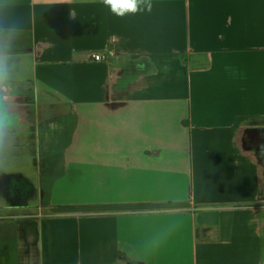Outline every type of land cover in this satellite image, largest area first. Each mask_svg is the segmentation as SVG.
Returning a JSON list of instances; mask_svg holds the SVG:
<instances>
[{"label": "crops", "instance_id": "obj_1", "mask_svg": "<svg viewBox=\"0 0 264 264\" xmlns=\"http://www.w3.org/2000/svg\"><path fill=\"white\" fill-rule=\"evenodd\" d=\"M90 4L0 0V172L36 176L38 132L42 212L59 236L49 264H105L118 249L264 264V173L248 144L264 131V0H145L123 17ZM70 202L97 212L57 209Z\"/></svg>", "mask_w": 264, "mask_h": 264}, {"label": "flooded vegetation", "instance_id": "obj_2", "mask_svg": "<svg viewBox=\"0 0 264 264\" xmlns=\"http://www.w3.org/2000/svg\"><path fill=\"white\" fill-rule=\"evenodd\" d=\"M46 96L40 98L45 99ZM38 106V105H37ZM256 133L249 137V146L256 153L261 161L262 173H264V131L256 129ZM35 134H40L35 132ZM35 134L32 140L36 141L33 146L35 163L32 170L36 174L35 177H23L21 174L12 178L6 172H0V229L5 224H12L29 227L28 240L29 244L21 246L18 264H49L51 257L54 254L53 247L59 239L58 233L51 231L49 221L50 216L43 213L42 210L47 206L44 187L38 177L40 167L38 163L45 158L49 153L45 152L40 146V140ZM41 137V136H40ZM41 139V138H40ZM28 178V179H26ZM19 194H25V201H18ZM10 195V196H9ZM13 198H10L12 197ZM24 204L20 208H7L9 204ZM7 218H18L16 220H6ZM28 218V219H22ZM54 231V230H53ZM20 232V231H19ZM3 250V247H0ZM138 256H132L126 253L125 250L118 249L112 256L105 260V264H150L149 262H140Z\"/></svg>", "mask_w": 264, "mask_h": 264}, {"label": "water", "instance_id": "obj_3", "mask_svg": "<svg viewBox=\"0 0 264 264\" xmlns=\"http://www.w3.org/2000/svg\"><path fill=\"white\" fill-rule=\"evenodd\" d=\"M101 1L103 0H91V4L90 6H98L99 8L101 7ZM72 9L70 10V14L72 16ZM96 21H94L93 23H90V25H88V33L91 35V37L95 40V41H102L103 38L107 35V25H106V21L104 16L99 13L96 15L95 18ZM169 59H173L172 61L178 65H180L181 67L185 68L186 67V54L185 53H180L179 50L177 49H173L172 53L169 56ZM170 61V62H172ZM143 66V64L141 62L138 61H133V62H129L128 64V75L132 76V75H137L138 71H141V67ZM145 67H147V69L149 71H151V69H153V66L151 65V63H147L145 62L144 64ZM250 78V70L245 69L243 71V75H240V82L238 83L240 86H242V88H246L248 81ZM229 79V78H228ZM136 80V79H135ZM234 81V80H232ZM7 174H9L12 178H14V176H17L19 174H22L23 171H6ZM25 173V172H24ZM28 179V178H26ZM10 196V195H9ZM18 199V201H25V194H19V196H16ZM10 198H13L10 197ZM21 206H25L24 204H9L6 205L7 208H20ZM18 219V218H16ZM15 218H7L6 220H16ZM22 219H28V218H22ZM3 228L0 229L3 232V242L0 243L1 246L3 247V250L0 251V264H18L19 262V254H20V249L21 246L23 244H25V246L27 247L29 244V240H28V230L29 227L27 226H21L18 227V225H12V224H5V226L1 225ZM20 231V232H19ZM140 262H146L145 260H143L142 258H140ZM139 262V263H140Z\"/></svg>", "mask_w": 264, "mask_h": 264}, {"label": "clouds", "instance_id": "obj_4", "mask_svg": "<svg viewBox=\"0 0 264 264\" xmlns=\"http://www.w3.org/2000/svg\"><path fill=\"white\" fill-rule=\"evenodd\" d=\"M103 3L117 16L123 17L127 13H136L141 11L140 5L145 3V0H103ZM146 8L151 11L152 5L146 3Z\"/></svg>", "mask_w": 264, "mask_h": 264}, {"label": "rangeland", "instance_id": "obj_5", "mask_svg": "<svg viewBox=\"0 0 264 264\" xmlns=\"http://www.w3.org/2000/svg\"><path fill=\"white\" fill-rule=\"evenodd\" d=\"M71 198V195L70 194H65L63 196V198ZM70 200V199H68ZM69 202V201H67ZM89 205H83L82 203H73V202H70V203H66L65 205H62V206H59L57 209L61 210L60 212H79V211H82V210H85L87 212H90V213H95L97 212L96 209H94L95 207L94 206H89Z\"/></svg>", "mask_w": 264, "mask_h": 264}, {"label": "built area", "instance_id": "obj_6", "mask_svg": "<svg viewBox=\"0 0 264 264\" xmlns=\"http://www.w3.org/2000/svg\"><path fill=\"white\" fill-rule=\"evenodd\" d=\"M93 58L95 59V60H101V59H103V57L100 55V54H93Z\"/></svg>", "mask_w": 264, "mask_h": 264}]
</instances>
